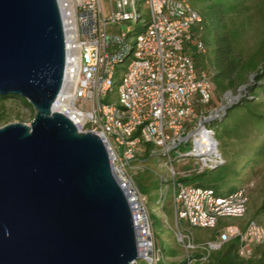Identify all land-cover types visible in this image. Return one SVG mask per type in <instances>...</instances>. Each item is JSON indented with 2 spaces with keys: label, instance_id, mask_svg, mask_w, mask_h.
<instances>
[{
  "label": "built area",
  "instance_id": "2783aa9c",
  "mask_svg": "<svg viewBox=\"0 0 264 264\" xmlns=\"http://www.w3.org/2000/svg\"><path fill=\"white\" fill-rule=\"evenodd\" d=\"M59 1L68 59L55 108L68 114L81 130L104 137L114 170L126 185L134 179L131 168L139 147L151 144V150L170 166L160 176L171 182L168 188H173L179 221L214 228L221 218L243 217L250 199L246 186L222 194L211 187L180 180L224 162L210 121L220 117L241 96L228 90L224 93L231 95L228 99L211 104L216 84L206 68H198L192 52L193 45L206 51L204 41L196 34L203 20L199 9L190 0ZM136 24L142 30L129 35ZM115 39L127 40L133 46L132 58L117 85L113 81L119 58L112 49ZM187 156L196 158L197 167L176 169L173 162ZM129 190L143 237L150 243L143 258L156 260L159 255L153 248L147 196L139 189ZM160 190L157 201L163 203L166 191L162 184ZM175 233L187 247L196 246L191 233L183 227L178 226ZM233 239L239 241V255L249 257L255 245L264 244V224L255 218L244 224L225 223L215 239L204 243V248L210 253Z\"/></svg>",
  "mask_w": 264,
  "mask_h": 264
},
{
  "label": "water",
  "instance_id": "95a60500",
  "mask_svg": "<svg viewBox=\"0 0 264 264\" xmlns=\"http://www.w3.org/2000/svg\"><path fill=\"white\" fill-rule=\"evenodd\" d=\"M67 59L59 0H0V93L36 111L0 126V264H136L146 241L104 137L55 108Z\"/></svg>",
  "mask_w": 264,
  "mask_h": 264
},
{
  "label": "rangeland",
  "instance_id": "374dc122",
  "mask_svg": "<svg viewBox=\"0 0 264 264\" xmlns=\"http://www.w3.org/2000/svg\"><path fill=\"white\" fill-rule=\"evenodd\" d=\"M191 1V0H190ZM237 3V7L228 14L226 20L232 31H235L237 38L245 48H249L261 37L264 29V0H232ZM191 3L198 8V0H192ZM208 2L200 1V4ZM117 28V27H114ZM126 28V25H123ZM211 47L206 48L208 51ZM244 87V85L242 86ZM234 96L238 94L244 96L245 90L236 89L232 91ZM256 100L257 111L264 113V91L259 92ZM231 95H224L223 91L216 90L212 105L217 104L223 98L227 99ZM240 96V97H241ZM241 106L233 107L224 121L217 125V137L222 152L224 162L213 169L207 170L203 177L207 182L216 183L224 193L231 192L238 186H246L249 191L250 199L245 215L241 218L225 217L221 218L217 227H201L191 225L185 220H178L175 213L173 200V188L171 182L161 180L162 174L170 170L166 165L164 157L157 151L147 150L145 143H142L138 149V156L131 171L134 173V179L129 180L127 188H136L142 191L137 182L139 177H150L158 180L163 186V203L157 201L161 196V190H156V198L146 200V208L150 217L153 248L157 250L162 257V248L167 250L172 248L179 252L175 256H168L166 261L175 262L186 258L187 264H209L212 253L222 248L211 249L209 253L204 248L207 240L215 239L225 223L244 224L249 218H255L264 224V120L255 118L246 120L239 126L236 122L241 117ZM0 111L6 115L5 119L0 120V126L14 121H23L31 124L35 108L27 104L21 98L8 96L0 101ZM245 110L241 113L244 114ZM234 120V123L232 122ZM185 151L189 147L184 148ZM173 165L178 170H190L196 165V158L187 156L181 160H175ZM195 173V172H194ZM141 174V175H140ZM151 179H147L150 182ZM154 220V221H153ZM180 226L191 233L192 242L195 247H187L176 236L175 229ZM137 264H147L144 258H139ZM159 264H163L162 262Z\"/></svg>",
  "mask_w": 264,
  "mask_h": 264
},
{
  "label": "trees",
  "instance_id": "16d2710c",
  "mask_svg": "<svg viewBox=\"0 0 264 264\" xmlns=\"http://www.w3.org/2000/svg\"><path fill=\"white\" fill-rule=\"evenodd\" d=\"M200 1L208 3L203 5L200 4ZM198 2L197 7L202 14L203 20L201 28L196 31V34L202 38L206 48L207 46L211 47L208 51H202L197 49L195 45L192 46V52L198 68H206L209 71L212 80L216 84V90L225 93L228 90L234 91L238 87L240 89L244 85L243 88L247 93L229 105L225 112L220 117L210 121V124L215 128L217 134L218 123L224 121L229 115L230 110L235 106H241V117L236 120L239 126L241 123H245L246 120L252 118L264 120V113L257 111L255 103V98L258 97L259 92L264 91V29L261 37L257 39L254 45L245 48L237 38L235 31H232L228 26L226 20L231 10L236 9L238 6L236 2L232 0H198ZM141 30L142 27L136 24L133 30L129 32V35H135ZM112 49L119 56L113 76V81L117 85L128 62L132 58L133 46L127 40L120 41L115 39ZM8 96L21 98L31 105L26 97L12 93H0V101ZM242 110H245L244 114L241 113ZM5 117V113L0 111V120L5 119ZM232 122L234 123V120ZM146 146L147 150L150 151L152 145L148 143ZM207 170L209 169L181 177L180 180L186 183L208 186L213 188L217 193L225 194L216 183H210L204 179L203 175ZM147 179L151 178L142 176L136 180L148 200L154 199L156 198L154 192L159 190L161 184L158 180L153 179L147 182ZM262 207L264 208V202ZM238 245L239 241L237 239L224 243L221 249L212 253L209 264H264V244L255 245L253 254L249 257L239 255ZM178 252L175 248L168 251L166 247H163L162 257L159 256L156 260L145 261L147 264H159L161 262L163 264H187L188 260L186 258L175 262L165 260L166 257L175 256Z\"/></svg>",
  "mask_w": 264,
  "mask_h": 264
},
{
  "label": "bare ground",
  "instance_id": "6f19581e",
  "mask_svg": "<svg viewBox=\"0 0 264 264\" xmlns=\"http://www.w3.org/2000/svg\"><path fill=\"white\" fill-rule=\"evenodd\" d=\"M64 1H66V0H64ZM69 3L67 2V5H68ZM128 185H129V182L127 183ZM146 243V246L148 245L149 246V244L150 243H148V242H145Z\"/></svg>",
  "mask_w": 264,
  "mask_h": 264
}]
</instances>
